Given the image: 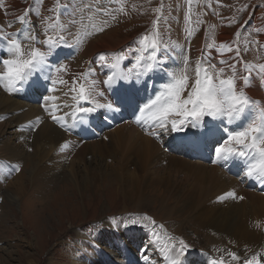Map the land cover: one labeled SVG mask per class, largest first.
<instances>
[{
  "label": "rangeland",
  "instance_id": "obj_1",
  "mask_svg": "<svg viewBox=\"0 0 264 264\" xmlns=\"http://www.w3.org/2000/svg\"><path fill=\"white\" fill-rule=\"evenodd\" d=\"M18 1L23 9H30L21 14L25 17L24 22L4 17V1L0 0V25L8 32L9 24H14V27L20 25L24 27L27 24V31H20H24L23 35L30 33L37 45L45 39L42 35L45 36L46 31L49 35H66L73 47L70 49L74 50V53L70 56L71 59L64 60L63 66H66L75 79L78 73L87 72L92 68L93 54L90 56V53L95 42L114 37L123 41L128 51H133L134 58L137 55V42L143 35L152 32L153 24L157 19H159L162 44L167 46V51L174 49L176 66L186 55L192 66L202 61L200 51H203L204 47L206 50H215L223 31L233 37L235 47L239 45L242 63L240 68H244L245 65L247 70L258 71L255 65L264 63V0ZM98 8L105 9V13L97 11ZM29 15L34 17L36 24L31 23ZM113 16L115 19H112ZM45 18H48L47 24L54 26L53 29L47 28ZM105 20L108 21L105 30L94 31V26L98 27ZM237 33L240 34L239 38ZM254 39H256L255 43ZM200 40L204 41L201 48L198 43L202 42ZM61 47L69 48L67 45ZM234 54L236 55L235 52ZM113 55L116 54L110 55V62ZM123 55L126 59L127 55L125 53ZM203 62L212 64L207 63L204 58ZM212 65L219 68L217 64ZM239 67L237 76L241 75ZM96 70L94 68V71ZM90 71L89 75H92L93 70ZM93 78L100 79L101 83L105 80L102 74L97 72L93 74ZM1 92H3L2 87H0ZM65 101L70 105L73 100L65 99ZM33 104L47 106L46 103H36V101ZM71 112V108L68 107V111L57 115L65 116V113H68L67 120H69ZM47 116L43 120L49 121L72 142L69 139L61 141L58 146L62 148L67 143L68 147L65 150L70 155L65 157L66 152L62 151L58 154V162L55 161L51 166L45 163L47 157L33 162V159L29 158L34 151L32 139L29 140L31 147L25 148L24 151L18 146L17 138L23 126L17 128L15 123L9 124L6 120L7 116L3 119L0 116V163L7 162L10 165L0 164V264H104L101 256L110 254L113 256V260H110L112 264H129L127 261L122 262L120 250L123 248L127 249L126 254L131 256L129 259L137 262L136 264H168L156 246L159 244L152 235L151 221H155L157 226L155 231L162 237L165 235L171 237L175 243L183 240L188 245L187 253L184 255L187 258L186 264L187 262L200 264L196 256L203 253L208 257L213 255L223 258L225 264L226 262L228 264L231 259L228 253H235V249L230 242L227 243L226 238L221 242L213 241V238L217 239L219 234L214 230V226L206 222L210 219L211 208H215L212 206L214 199L212 201L204 199V202H199L197 205L200 207L194 208L189 206L186 193L180 192L173 186L169 187V191L163 192L158 188L145 189L140 182L135 183V178L120 179L112 173L109 175L111 177L97 176L96 179L91 177L89 179L83 175L85 168H98L97 160L100 157L104 160L105 168L114 166V160L106 159L112 156V153L107 155L106 145L111 142L110 134L126 123L114 127V131L110 130L99 135L96 140L84 141L83 138H76L68 132L65 126L64 128L61 125L56 126L51 116L49 114ZM205 121L211 119L206 118ZM3 122H8V125L1 127ZM101 125H104V122ZM171 133L172 131L163 132L158 138L162 142L158 156H161L163 161L157 166L159 169L171 156L207 167L212 164L184 159L183 156L173 154L169 149L170 143L173 142L170 140ZM172 136L174 137V132ZM9 140L15 147L20 148L21 153L18 156L23 158L14 159L9 150L3 147V141ZM162 144L167 149H163ZM60 159H63V162H60ZM120 160L124 161V159ZM72 163H75L73 174L75 178L70 175ZM16 167L19 171H15ZM225 167L228 168L227 165ZM155 169L156 166L152 170ZM21 174L23 175L20 176ZM150 175L151 173L146 176L148 180L156 176ZM19 176L21 178H18ZM146 178L144 180L147 182ZM76 180L77 185H74L73 181ZM241 180L239 181L243 186L256 188L251 179L244 176ZM179 187L185 188L183 185ZM15 199H17L16 203L13 202ZM227 207L221 205L220 208H216L215 213L222 215L230 212L232 209ZM200 215L203 221H200ZM263 216L262 214L259 217ZM129 217H147L148 219L139 220V223L146 227L125 226ZM202 225L205 228H202ZM250 226L249 220L246 219L245 227L252 232ZM260 226L261 224L258 225ZM135 227L139 232L135 231ZM145 254L151 258L147 262L143 258ZM93 255L95 257H92ZM194 257H196L195 262L191 261ZM217 258L211 259L217 260ZM237 264L241 263L237 262Z\"/></svg>",
  "mask_w": 264,
  "mask_h": 264
},
{
  "label": "snow or ice",
  "instance_id": "obj_2",
  "mask_svg": "<svg viewBox=\"0 0 264 264\" xmlns=\"http://www.w3.org/2000/svg\"><path fill=\"white\" fill-rule=\"evenodd\" d=\"M97 11L105 13L103 8H98ZM18 19L24 22L25 17L21 15ZM112 19H115V16ZM47 20L48 18H45L46 24ZM107 26L108 21L105 20L98 27L94 26V31L102 32ZM8 27L11 28L13 25L9 24ZM47 28L53 29L54 26L47 24ZM239 35L237 33V38ZM77 42L79 43V40ZM64 45L72 46L64 34L49 35L46 31L45 39L37 45L30 33L23 35L22 31L6 32L0 25V87L12 93L23 88L29 81H33L34 77L37 79L33 82L38 86L40 78L47 80L52 85L51 91L57 90L55 86L58 82L67 85L68 81L58 80L59 74L66 70V66H57L53 69L50 62V57ZM227 47L232 51L231 46ZM136 52L137 55L131 65L124 70H121L124 55H113L110 63L105 55H99L101 67L113 70L103 83L112 86L118 81L139 82L150 74L160 72L166 77V81L154 96L141 106L135 101L131 92L125 90L112 104L93 103L97 95L95 81L91 84L82 83L81 78L87 80V75L78 73L77 78L72 81L73 86L68 89L69 92L74 93L72 100L75 104L63 105L73 109L70 114L73 122H82L84 117L103 107L111 111L131 107L135 113H138L135 122L143 127L148 135L158 139L166 131L181 132L189 126L199 128L206 118H210L219 121L222 125V128L218 129L223 133L222 138L215 142L213 148L216 160L242 161L243 175L264 184V105L253 100L244 90L249 84V79L237 76V64L241 63L239 45L235 47L236 60L233 63L225 60L219 62L227 67L217 68L216 65L205 64L203 61L192 66L186 56L177 66L166 67L167 59L164 53L167 52V46L163 45L160 39L159 19H157L153 24L152 32L143 35L137 42ZM255 67L258 68L259 73H264V65ZM251 72L252 69H248L249 77ZM238 80L243 82V86H238ZM56 99L58 97H47V100ZM59 108V105L51 109L45 106V111L53 121L64 127L69 114L58 116L56 113ZM77 117H80V120H77ZM67 147L68 144L65 143L61 151ZM15 171H19V168L16 167ZM226 198L244 199L243 196L237 197L234 191L219 197L221 201ZM144 219L148 218L129 217L125 226L146 227L139 223V220ZM151 224L152 235L160 244L161 236L155 231L157 227L155 221H151ZM171 240L172 238L169 237L168 242L160 244L159 252L168 264H181L188 245L183 240L176 243H172ZM228 255L233 261L242 260V264H264L260 253L250 258H242L233 252H229ZM143 258L146 262L151 259L147 254ZM212 264H225V261L221 258L212 261Z\"/></svg>",
  "mask_w": 264,
  "mask_h": 264
},
{
  "label": "bare ground",
  "instance_id": "obj_3",
  "mask_svg": "<svg viewBox=\"0 0 264 264\" xmlns=\"http://www.w3.org/2000/svg\"><path fill=\"white\" fill-rule=\"evenodd\" d=\"M3 1H4L5 14L4 13L2 14H4L3 15L4 17L6 16L9 17V19L11 20L18 19V17L21 16V14L24 13V11L28 10V8L23 9L19 5L18 0H3ZM29 17L31 23L36 24L34 17L31 15H29ZM21 28H22L21 25L14 27L13 24V27H11L9 31L10 33H17L19 30H21ZM24 29L27 30V25L24 26ZM42 37L45 36L42 35ZM232 38L233 37L231 35H228L223 31L218 39L219 44H217L218 46L217 48H215V50H206L204 47L203 51H200L202 52L200 54L202 57V61L204 58V60H206L207 63L217 64L219 67L222 66L227 67L226 65H221L219 63L221 60L228 61V63H233L236 60V55L234 54L235 46L233 45ZM200 41L202 42H198L200 43L199 48H201L202 44H204L203 40ZM222 45L225 47H222ZM227 46H231L232 51H229ZM169 50L170 51L164 53L167 59L166 67H175L176 58L174 57L175 56L174 49H169ZM73 51L69 48L64 50L63 49L56 50V52L53 54L54 61L57 60L58 58H61L60 56L62 54L71 56L73 54ZM124 53L127 55V58L126 60L121 61V70L126 69L129 66V64H131L133 61V57H132L133 53L129 52L126 49V44L123 43V41L121 40L115 39L114 37L104 38L101 41L95 42L92 45V49L90 53V56L93 54L91 61V65L93 68L92 73L93 74L95 72L101 73L103 77L106 79L107 75L111 74L112 70L106 67H101V62L98 59L99 55L101 54L105 55L109 61L111 54L123 55ZM51 60L53 59L51 58ZM63 65H65L64 60L58 66H63ZM240 65L242 66V63L237 64V68ZM94 68H96L97 70L94 71ZM85 74L87 75V80L82 79L81 80L82 83L91 84L93 81H95L97 95L95 96L93 103L98 102L101 105H106L104 100L100 98V92L103 91V86L100 84V79H94L93 74L89 75L88 72H86ZM37 76L39 77V74H37ZM242 76L249 79L248 86L244 88L248 96L251 97L253 100L259 101L262 105H264V81L262 80L264 76L262 75L260 76L259 73H257L256 71H252L251 76L249 77L248 71L246 70L242 72ZM36 79L37 77H34L33 81H35ZM59 79L68 81V84L65 85V84H60L58 82L55 86L57 89L56 91L50 90L52 88V85L48 91L45 90L44 89L45 85L49 84V82L43 78H40L39 86L33 81H29L27 84L24 85L23 88L17 91L9 93L3 89V92L0 93L1 119L7 116L6 120H8L9 124L15 123V126L17 128L19 126L20 128L22 126L24 127V128L22 127L20 135L17 138L19 140L18 146L24 151L25 148L31 147V145L29 144V140L32 139V146L34 147V151L33 154L30 157L29 156L28 157L31 158V160L33 159V162L43 160L44 158L47 157V161L45 160L46 161L45 163H47L49 166H51V164L54 165L55 161L58 162V154L62 152L61 147L58 145L61 144L62 140L69 139V137H67L64 133H62L58 128L52 126L49 121L43 120V118L48 117L47 115L49 114L47 111H45L46 105L39 106V104L35 105L33 104V102L39 100L42 104L43 103L45 104L47 101L46 104L49 109L59 105L60 108L56 114L64 113L68 111V107H64L63 105L67 104L65 99L72 100V96L74 95V93L69 92L68 89L69 87L73 86L72 81L75 79V76L66 68L65 71L59 74L58 80ZM148 80H154L155 85L158 86L160 85L159 82L166 81V77L163 75V73L156 72L146 76L139 82H129V83L132 85L134 84L136 85L138 83H145ZM238 86H243V82L238 80ZM20 91H22L23 93H19ZM27 91L31 95L30 97H28ZM48 96H55L58 97V99L47 100ZM25 97H28L27 100H24ZM69 104L73 105L75 104V101H71ZM43 113L47 115L44 116ZM71 120L72 119L70 118L67 122H70ZM211 121L216 125L217 133L218 132L220 133L221 131L218 130L219 128H222L220 122L213 120ZM7 123L3 122L1 127L4 125H8ZM209 124L210 121L208 122L204 121V124L199 128H192L191 126H189L184 131L174 132V139L178 140L190 136H194L195 138H197L199 136L208 134L210 133L211 130H215L214 127H212V129H209L208 128ZM28 130H30L31 133H29L30 131ZM111 130L114 131V128H112ZM86 136H88L87 133ZM109 138H111V142L106 145L107 155L112 153V156L106 157V159L114 160V166L111 168L110 167L105 168L103 166L104 160H102V158L100 157L99 160H97L99 162V163L97 162L99 165L98 168L96 169L85 168V174L83 175H86V178L90 179L91 177L93 179H96L97 176L111 177L109 175L112 173L119 176L120 179L132 180L135 178V183L140 182L142 187L145 189L146 187L147 189L158 188L159 190L166 192L170 190L169 187L171 188L173 186L177 188L180 192L186 193V195L188 196L189 206L194 208L200 207V206L197 207V205L199 204V202H202L204 199H208V200L211 199V201L212 199H214V201H212L213 203L212 206L215 208H211L209 213L210 219L206 221L207 224H209L210 226H214V230H216L219 234L217 239L213 238V241L218 240V242H221L226 238L227 243L228 242L231 243V245L235 249V253L238 256L242 258H250L251 256L257 253H260L261 260L264 261V230H263L264 216L259 217L262 214L264 215V193L259 192V190H257L256 188H247L246 186H243L242 182H240L233 175L229 174L227 168L225 167L226 164H224L225 168H223L220 165L225 161L216 160L219 166L211 162L212 164L207 167V166H202L199 163L197 164L191 163L190 161L186 162L183 159H178V157L175 158L171 156V158H168V162L163 167H161V169H159L157 166H160L161 162H163L162 157L158 156V152L161 151L160 149L161 141L154 136L148 135L143 127H139L136 124L128 122L124 126L122 125V127L119 130L116 129L115 132L111 133ZM69 141L71 142V139H69ZM2 145L3 147L9 150V152L12 154L14 159L23 158V156L21 157L18 156V154L21 153L20 148L15 147L10 140L8 142L3 141ZM64 151L66 152L65 149ZM161 153H159V155ZM65 154H66L64 155L65 157L70 155L68 152H66ZM73 157L76 158V156ZM120 159H124V161H121ZM60 160H61L60 162H63V159ZM0 164H5L7 166H10L9 163L7 162H3ZM74 165L75 163L74 164L72 163L70 167L71 177H74L73 175L75 171ZM154 166H156V169L153 171L152 169L154 168ZM31 172L34 173L33 171ZM148 172L151 173L152 176L156 175L154 179L149 178L148 180L146 178V176L149 174ZM23 174H21L20 176H22ZM20 176L18 178H21ZM145 178L148 180L147 182L144 180ZM73 183L74 185H77V180L75 182L73 181ZM179 185H183L185 188L179 187ZM230 191H234L237 197L243 196L244 199L238 200L233 198H226L223 201L219 199V197L225 195L227 192ZM16 201L17 199H15L13 202L16 203ZM221 205H227L232 210H230V212L227 211L228 213L222 215L216 214L215 211L218 208H220ZM202 215H200L199 217L200 221L202 220L201 219ZM206 216L208 215L206 214ZM246 219L249 220V224L251 225L250 229L252 230V232L249 231L247 227H245ZM46 221H48V219ZM46 221L44 220L43 222L44 227ZM260 224L261 226L258 227V225ZM202 228H205V226L202 225ZM135 231L139 232L137 231L136 227H135ZM160 236H161L160 244L168 242L169 237H167L166 235L162 237L161 234ZM172 240L171 242L173 243L174 241ZM160 244L159 246L156 245L158 249L160 247ZM126 251L127 249L124 250V248L120 250L123 258L122 262L127 261L129 262V264H136L137 262L129 259L131 258V256L127 255ZM203 254H199L197 256V259H199L200 262L206 261V264H212V260H210L211 258H208L206 254H204L203 256ZM221 255L222 254H220V256ZM92 257H95V255H93ZM101 259L104 264H112L110 260H113V256L112 254L108 256L102 255ZM185 260L187 261V258L183 256L181 264H186ZM237 262L238 261H233L232 259H229L228 264H237ZM240 262H242V260ZM188 263L189 262H187V264ZM113 264H119V263H113Z\"/></svg>",
  "mask_w": 264,
  "mask_h": 264
}]
</instances>
